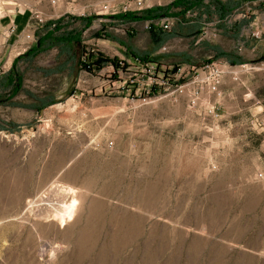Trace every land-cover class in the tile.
Masks as SVG:
<instances>
[{
    "label": "rangeland",
    "instance_id": "obj_1",
    "mask_svg": "<svg viewBox=\"0 0 264 264\" xmlns=\"http://www.w3.org/2000/svg\"><path fill=\"white\" fill-rule=\"evenodd\" d=\"M134 2L0 0V19L30 18L23 49L0 46V264H264L263 47L229 29L255 18L264 38V8L213 16L196 39L174 21L157 43L149 22L109 18ZM75 17L93 22L74 24V61L60 48L25 56L12 96L14 61L44 24ZM82 50L128 68L80 71Z\"/></svg>",
    "mask_w": 264,
    "mask_h": 264
},
{
    "label": "trees",
    "instance_id": "obj_2",
    "mask_svg": "<svg viewBox=\"0 0 264 264\" xmlns=\"http://www.w3.org/2000/svg\"><path fill=\"white\" fill-rule=\"evenodd\" d=\"M256 0H174L166 6H156L143 11H127L119 13L117 15L111 16L114 21L121 22H149V32L152 36H166L171 30L164 29L161 27L160 22L165 19H173L176 22V26L183 33H177L182 37L196 39L200 35H203L202 25L206 24L207 20L213 16L217 17L219 24L226 23L228 17L233 14L236 10H241L246 3H251ZM72 23H66L65 19L61 18L56 21H49L43 25L41 31L38 32L36 36L37 39L27 53L18 57L13 64V68L9 71L6 76V85L11 90L12 96H15L21 89L22 76L16 72V65L19 60L25 56L36 57L45 50H50L52 48H60L68 55V59L74 61L75 57V47L81 44L82 31L74 27L76 22H84V28L88 29L92 24L91 17H80L72 18ZM251 20L244 21L247 26ZM243 26V27H244ZM40 27V28H41ZM237 32H241L239 28H236ZM99 34V33H98ZM159 39V38H158ZM155 42L159 40L155 39ZM126 48L127 55L139 62L141 65L156 64L152 57L149 55H139L137 52H133L127 46L122 45ZM227 56L226 54H218L215 59L223 58ZM69 61V60H68ZM70 61V62H71ZM264 61V56L257 62ZM206 64H211L212 61H206ZM232 66L237 65L235 61L230 62ZM80 71L93 72L94 70H102L105 66L111 65L116 73L119 70H125L128 65L119 60H109L104 58L102 54H93L92 52H85L82 50V55L77 62ZM178 70V69H177ZM174 72V71H173ZM157 89H154L156 91ZM155 94V92L153 93ZM153 94L151 96H153ZM39 102V101H37ZM44 106L41 105L36 107L37 112H41Z\"/></svg>",
    "mask_w": 264,
    "mask_h": 264
},
{
    "label": "crops",
    "instance_id": "obj_3",
    "mask_svg": "<svg viewBox=\"0 0 264 264\" xmlns=\"http://www.w3.org/2000/svg\"><path fill=\"white\" fill-rule=\"evenodd\" d=\"M29 23H30V18H28L27 15L24 13H18L13 18L0 19V34L3 35L1 37L3 40L0 44L2 49H6L9 45L12 47L16 45L18 42H20V46L18 47V49H23L25 42H23L22 37L28 31L27 29L29 27ZM244 25H245L244 22H240L237 24L236 27L234 25L233 27L229 28L230 32L231 30H235L236 28H239L241 30ZM262 47H263L262 49L263 52L262 54H259L258 56L259 59H261L264 56V41H262ZM18 49L16 51H18ZM262 63H264V61H262Z\"/></svg>",
    "mask_w": 264,
    "mask_h": 264
},
{
    "label": "built area",
    "instance_id": "obj_4",
    "mask_svg": "<svg viewBox=\"0 0 264 264\" xmlns=\"http://www.w3.org/2000/svg\"><path fill=\"white\" fill-rule=\"evenodd\" d=\"M253 5H258V6H260V7H263L264 8V0H256V1H253V2H251V3H246L243 7H242V9L241 10H236V11H234L233 12V14L232 15H230L229 17H228V20L229 19H231V17L234 15L235 16V14H237V13H241L242 11H244V9H245V7L246 6H253ZM148 6H146V3L143 1V0H135V2L133 3V8H132V10H136V11H143V10H146V9H149V8H147ZM251 13V12H250ZM250 19H251V17H249ZM215 19H217V18H215ZM249 19V20H250ZM175 20H173V19H165V20H162L161 21V23H160V25H161V27H164V29H167V30H171L172 28H171V26L173 27V22H174ZM217 21V20H216ZM255 21V18L253 19V20H251V22L247 25V26H245V27H243L242 28V32L244 31V30H248V31H251V34H252V38L253 39H255L257 42L259 41H264V38H263V36H262V32L261 31H256V32H253V29H251L252 28V24H253V22ZM218 23H219V21H217ZM228 23H229V21H227ZM172 24V25H171ZM241 32V33H242ZM27 37V39L29 40V42L30 41H32V40H34V35H33V33L32 34H29V35H27L26 36ZM263 38V39H262ZM255 48H257V47H255ZM210 66L208 65V66H206V68H209ZM205 68V67H204ZM220 79H221V74L219 73V74H217V76L213 79V81H211V88L213 89V90H217V88H218V85L220 84ZM260 178H262V179H264V176H263V174H260Z\"/></svg>",
    "mask_w": 264,
    "mask_h": 264
},
{
    "label": "bare ground",
    "instance_id": "obj_5",
    "mask_svg": "<svg viewBox=\"0 0 264 264\" xmlns=\"http://www.w3.org/2000/svg\"><path fill=\"white\" fill-rule=\"evenodd\" d=\"M54 190H56V189H54ZM53 190V191H54ZM57 192V191H56ZM50 193H51V190H50ZM52 193H54V192H52ZM70 194V189H65L64 191H63V196H61L60 198L62 199V200H65L66 199V197H68V195ZM56 195V194H55ZM56 197V196H55ZM49 199V198H48ZM47 199V200H48ZM46 200V201H47ZM53 200V199H52ZM62 200H60V201H62ZM30 202V201H29ZM30 203H32V202H30ZM30 203H28V205L30 204ZM49 204V203H48ZM73 206L72 205H68L67 207H66V209L63 211V212H57L58 214H60V215H63V214H65V213H67V211H69V208H72ZM58 210V209H57Z\"/></svg>",
    "mask_w": 264,
    "mask_h": 264
},
{
    "label": "water",
    "instance_id": "obj_6",
    "mask_svg": "<svg viewBox=\"0 0 264 264\" xmlns=\"http://www.w3.org/2000/svg\"><path fill=\"white\" fill-rule=\"evenodd\" d=\"M41 114H43V112H41Z\"/></svg>",
    "mask_w": 264,
    "mask_h": 264
}]
</instances>
